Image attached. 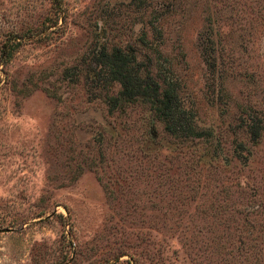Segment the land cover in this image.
Segmentation results:
<instances>
[{
	"label": "rangeland",
	"instance_id": "rangeland-1",
	"mask_svg": "<svg viewBox=\"0 0 264 264\" xmlns=\"http://www.w3.org/2000/svg\"><path fill=\"white\" fill-rule=\"evenodd\" d=\"M111 44L201 136L107 111L78 68ZM0 264H264V0H0Z\"/></svg>",
	"mask_w": 264,
	"mask_h": 264
},
{
	"label": "trees",
	"instance_id": "trees-1",
	"mask_svg": "<svg viewBox=\"0 0 264 264\" xmlns=\"http://www.w3.org/2000/svg\"><path fill=\"white\" fill-rule=\"evenodd\" d=\"M80 61L82 67L78 71L83 70L87 86L103 90L95 97L108 112L140 103L161 123L168 136L181 141L202 135L203 131L193 123L191 112L182 104L176 80L161 73L152 55L142 54L136 47L111 44L92 49ZM67 70L65 67L64 71Z\"/></svg>",
	"mask_w": 264,
	"mask_h": 264
},
{
	"label": "water",
	"instance_id": "water-1",
	"mask_svg": "<svg viewBox=\"0 0 264 264\" xmlns=\"http://www.w3.org/2000/svg\"><path fill=\"white\" fill-rule=\"evenodd\" d=\"M4 230L8 229V227L3 228Z\"/></svg>",
	"mask_w": 264,
	"mask_h": 264
}]
</instances>
